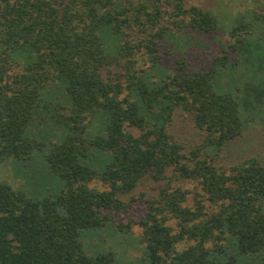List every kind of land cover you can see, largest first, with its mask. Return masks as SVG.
Returning <instances> with one entry per match:
<instances>
[{
	"label": "trees",
	"instance_id": "trees-1",
	"mask_svg": "<svg viewBox=\"0 0 264 264\" xmlns=\"http://www.w3.org/2000/svg\"><path fill=\"white\" fill-rule=\"evenodd\" d=\"M253 18L264 30V9ZM254 26L239 21L209 69L177 59L160 77L169 38L217 32L214 12L189 0H0V163L38 159L63 182L34 198L0 181V264H121L112 251L88 253L81 234L129 211L120 195L144 178L159 183L137 222L149 264H264V164L217 163L246 125L264 126V31L255 39ZM22 48L24 65L10 56ZM237 63L247 80L217 90ZM52 81L68 105L46 106ZM177 109L202 131L190 150L170 132ZM47 118L61 139L32 135Z\"/></svg>",
	"mask_w": 264,
	"mask_h": 264
},
{
	"label": "rangeland",
	"instance_id": "rangeland-1",
	"mask_svg": "<svg viewBox=\"0 0 264 264\" xmlns=\"http://www.w3.org/2000/svg\"><path fill=\"white\" fill-rule=\"evenodd\" d=\"M193 5L215 13L219 22V30L211 34H203L195 30L178 32L169 38L170 53L166 52L163 65L159 69L160 77L170 73L177 59L186 60L191 69H209L213 59L222 54L223 49L231 44L230 31L239 22H253L255 39L263 33V23L254 20L253 12L264 9V0H189ZM262 23V25L260 24ZM13 60L22 65L31 57V51L22 48L10 52ZM264 77V74H263ZM247 77L240 64L229 65L215 78V87L219 91H232L241 86ZM48 92L42 94L49 108L58 105H68L69 99L64 86L59 81H52ZM243 117L244 113L242 111ZM30 134L39 140L57 141L63 137L58 127L47 118L32 129ZM170 132L182 142L187 150L202 138V131L194 125L192 115L177 109L170 125ZM257 158L264 164V126L257 122L245 126L244 133L228 142L217 163L228 166L249 158ZM176 182V178L173 177ZM0 181L23 190L34 198L56 194L63 186L62 180L52 174L42 161L34 159L28 165L18 164L12 159L0 163ZM173 182V181H172ZM178 185L193 188L194 183L180 180ZM91 186L103 189L100 182H93ZM159 183L144 178L132 192L120 195L123 200L131 201L133 207L127 212L111 211L112 221L97 229L84 230L81 243L88 253L98 251H112L121 264H149L145 244L141 240L142 227L137 223L148 209L149 200L157 195ZM131 224L128 231L117 230L118 225ZM184 242L179 249L188 246Z\"/></svg>",
	"mask_w": 264,
	"mask_h": 264
}]
</instances>
